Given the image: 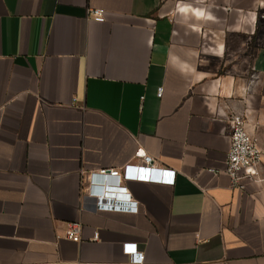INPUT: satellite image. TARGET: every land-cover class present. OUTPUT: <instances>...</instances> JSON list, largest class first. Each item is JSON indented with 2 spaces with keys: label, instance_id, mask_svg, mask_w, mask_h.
Segmentation results:
<instances>
[{
  "label": "crops",
  "instance_id": "crops-1",
  "mask_svg": "<svg viewBox=\"0 0 264 264\" xmlns=\"http://www.w3.org/2000/svg\"><path fill=\"white\" fill-rule=\"evenodd\" d=\"M235 114L263 150L243 190ZM139 148L174 185L135 181ZM125 243L148 264H264V0H0V264H130Z\"/></svg>",
  "mask_w": 264,
  "mask_h": 264
},
{
  "label": "built area",
  "instance_id": "built-area-1",
  "mask_svg": "<svg viewBox=\"0 0 264 264\" xmlns=\"http://www.w3.org/2000/svg\"><path fill=\"white\" fill-rule=\"evenodd\" d=\"M228 11L226 10V13ZM89 17L95 22H105V10L92 9L89 11ZM256 19L254 18V29L250 32L252 34L256 31ZM239 32L247 33L242 26H238ZM163 88L158 89V97L161 98ZM246 119L242 115H232L229 120L230 127V151L226 161V173L231 179L232 186L235 189L243 190V180L247 176H258L257 168L262 162L263 150L260 147L259 140L251 136L245 127ZM135 159L137 163L134 168V178L136 182H143L148 184H169L174 185L175 171L166 169L156 164L155 159L148 155L143 148H139L136 152ZM100 175L106 178L116 180L121 177L120 171L103 170ZM95 174H92V178ZM102 198L112 200L116 203L128 202L132 203L131 194L128 193L126 187L108 186L103 191ZM86 227L80 225H71L66 233V237L75 242H83L84 232ZM91 241L96 242L100 239V233L96 230L90 231ZM123 253L129 256L130 264H148L146 255L138 252L137 244L125 243L123 246Z\"/></svg>",
  "mask_w": 264,
  "mask_h": 264
},
{
  "label": "water",
  "instance_id": "water-1",
  "mask_svg": "<svg viewBox=\"0 0 264 264\" xmlns=\"http://www.w3.org/2000/svg\"><path fill=\"white\" fill-rule=\"evenodd\" d=\"M237 12H239V11H237Z\"/></svg>",
  "mask_w": 264,
  "mask_h": 264
}]
</instances>
